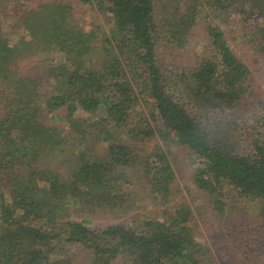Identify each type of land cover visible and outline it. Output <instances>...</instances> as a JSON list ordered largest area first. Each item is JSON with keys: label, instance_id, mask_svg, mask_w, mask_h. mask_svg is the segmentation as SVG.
Segmentation results:
<instances>
[{"label": "trees", "instance_id": "16d2710c", "mask_svg": "<svg viewBox=\"0 0 264 264\" xmlns=\"http://www.w3.org/2000/svg\"><path fill=\"white\" fill-rule=\"evenodd\" d=\"M87 2L111 18L109 35L103 32L101 40V30L85 31L80 15L62 0L26 7L15 41L0 29V96L7 93L0 103V264H71L68 242L87 247L91 264L119 258L127 260L118 264H210L208 252L194 242L185 206H176L168 222L148 221L140 231L121 224L92 231L68 220L69 209H124L129 199L122 196L123 184L131 170L164 198L175 180L168 149L175 144L198 157L192 182L218 215L229 216L231 203H254L264 231V97L241 113L253 72L211 22L229 15L245 26L252 19L246 35L264 66V0ZM200 31L207 54L169 84L172 73L165 76L162 51H183ZM52 52L61 61L40 67L46 62L40 58L48 60ZM32 63L36 76L26 73ZM49 78L56 86L43 97ZM138 102L147 117L134 115ZM43 103L46 113L65 107L69 131L45 120ZM78 111L87 119H75ZM98 111L111 128L92 117ZM238 126L246 131L249 150H240L236 134L226 132ZM114 130L134 142L155 138L163 147L141 152L118 141ZM70 135L78 136L76 142L106 143L104 156L74 152L73 143L65 150ZM60 153L74 158L69 180L45 164L49 157L58 161Z\"/></svg>", "mask_w": 264, "mask_h": 264}, {"label": "rangeland", "instance_id": "374dc122", "mask_svg": "<svg viewBox=\"0 0 264 264\" xmlns=\"http://www.w3.org/2000/svg\"><path fill=\"white\" fill-rule=\"evenodd\" d=\"M49 0H0V29L3 34H7V39L16 40L19 32L21 33V12L32 4L39 2H47ZM71 4L74 10L80 15V21L85 31L92 30L95 26L101 30L98 33V38L101 40L102 33L109 35L110 27L112 26L111 18L108 15H103L98 10L94 9L87 0H62ZM177 3L173 1L172 8ZM211 20V18H209ZM252 19L245 21L243 24L236 23L229 15H224L217 20H212V25L219 26L224 32V38L228 46L234 54L245 63L253 72L251 75V88L247 95L246 104L242 112L250 109L256 99L264 97V66L259 54L253 55L254 46L251 39L247 36V31L252 27ZM206 43L203 41L201 31L195 33L194 40L187 45L183 51H177L175 54L160 55L166 70L165 76H169V84L174 85L181 73H187L190 69L197 65V62L207 54ZM255 60V62H254ZM33 58L30 59V62ZM40 61H46L41 66L57 65L61 61V57L52 52L47 56H42ZM26 70V73L36 76L34 68ZM48 85H44L41 90L43 97L50 96L56 86L52 78L48 79ZM6 92V91H5ZM0 96V103H4V97ZM43 115L45 120L60 131H69V119L66 116L65 107L54 111L45 112V104H42ZM134 115L143 114L148 116L149 112L143 104L138 102L134 110ZM87 114L78 111L74 118H85ZM92 117L98 118L111 128L112 124L108 123L103 111H98ZM90 120V119H89ZM209 121V120H208ZM213 120H210V126ZM239 123V122H238ZM247 123L246 126H249ZM240 128V129H237ZM119 136L117 140L134 146L139 151L150 153L156 146L163 147L162 143L157 139H151L145 142H134L127 137L123 131H115ZM226 132L235 135L238 138V147L240 150H249L250 142L247 139L246 131L243 126H238L229 129ZM233 141L232 138H230ZM78 136L67 138V144L63 148L71 149V143L76 148L74 152L88 154L94 158L101 159L106 152V143H96L88 140L76 142ZM234 142V141H233ZM170 150L171 164L173 167L175 180L167 196L164 198L157 197L150 192L147 181L133 170L125 171L129 176V180L123 184L122 196L129 199L126 203L127 207L120 210L105 211L104 209L91 208L86 206H71L69 209L68 220L82 221L86 227L92 231H100L109 225L121 224L127 228H138L142 230L148 221H163L168 222V215L174 213L176 206H185L189 209L192 220L188 223L192 229V234L195 243L203 246L202 250L208 252L206 258L210 264H264V231L261 228L258 219L259 206L254 203H246L240 205L228 206L227 212L229 216H221L213 209L210 198L206 193L198 190L192 182V175L195 168L198 166L199 159L186 148L175 144H168ZM64 150V151H65ZM72 151V150H71ZM65 153H60L59 160L53 157L47 158V165L62 179L69 180L72 172L71 160L64 156ZM51 161V164L49 163ZM229 202V201H228ZM236 207V208H235ZM253 246V247H252ZM65 255L70 259L71 264H91V256L89 249L79 244L68 242L66 244ZM91 252V249H90ZM127 258H119L112 264L122 263Z\"/></svg>", "mask_w": 264, "mask_h": 264}]
</instances>
